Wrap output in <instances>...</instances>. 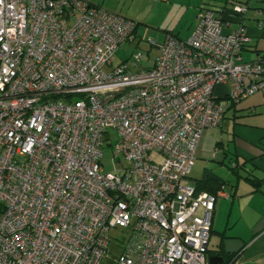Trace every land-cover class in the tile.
<instances>
[{
    "label": "built area",
    "instance_id": "2783aa9c",
    "mask_svg": "<svg viewBox=\"0 0 264 264\" xmlns=\"http://www.w3.org/2000/svg\"><path fill=\"white\" fill-rule=\"evenodd\" d=\"M224 19L202 9L189 39L167 37L133 70L141 53L115 62L132 19L86 0H0V264H102L112 242L113 264H212L228 193L189 177L204 131L223 124L217 86L235 103L264 88L243 22ZM105 146L118 173L103 170Z\"/></svg>",
    "mask_w": 264,
    "mask_h": 264
},
{
    "label": "crops",
    "instance_id": "0c3cea01",
    "mask_svg": "<svg viewBox=\"0 0 264 264\" xmlns=\"http://www.w3.org/2000/svg\"><path fill=\"white\" fill-rule=\"evenodd\" d=\"M86 1L133 21L145 13L147 7L151 10L149 14L158 11L165 18L164 24H179L176 28H163L167 37L173 35L183 40L191 36L202 9L224 11L226 29H236L243 22L251 38L242 50L243 61L264 59V0ZM235 4L248 7L243 21L232 12ZM216 91L221 97L225 96L223 86H217ZM223 100L227 104L223 124L206 130H210V136H203L196 163L204 157L221 165L230 160L229 163H236L237 169H232L235 164L227 165L229 173L223 176L205 164L201 176L192 178L196 181L210 172L224 183L222 187L228 193L218 200L214 210L208 255L221 256L234 264H264V88L234 105L229 99ZM254 179L261 181V187L253 185Z\"/></svg>",
    "mask_w": 264,
    "mask_h": 264
},
{
    "label": "rangeland",
    "instance_id": "374dc122",
    "mask_svg": "<svg viewBox=\"0 0 264 264\" xmlns=\"http://www.w3.org/2000/svg\"><path fill=\"white\" fill-rule=\"evenodd\" d=\"M149 12H151V10L147 7L145 13L138 16L137 18L133 17L135 21L139 23L138 29L132 39L122 44L116 52V63L122 61L123 59L125 60L128 57L131 58L135 54L141 53L142 57L140 66L133 68V70L149 68L153 66L157 57L159 56L160 45L165 42L168 35L163 28L166 26L170 28H176L179 26V24L176 23L164 24L163 20H165V18L164 16H161L158 11H154L151 14H149ZM153 42H155V44ZM206 130L203 133L205 138L206 135L210 133V130ZM212 145H215V141H213ZM204 158L205 159H199L196 165L193 167L190 174L191 180L192 178H198L201 176L204 168L206 167L205 164L214 167L216 171L223 176L229 173V168L227 165L233 164V162L229 163L230 160H227L226 165H221L219 162L209 159L208 157ZM101 163L105 173H118L117 169L122 167V164L119 162L113 146L104 147ZM122 230L123 229L119 227L113 229L112 236L114 238H121L123 236ZM118 251L119 250L117 249L116 244L112 242L109 247L108 255L104 258L102 264H113V257L118 253Z\"/></svg>",
    "mask_w": 264,
    "mask_h": 264
},
{
    "label": "trees",
    "instance_id": "16d2710c",
    "mask_svg": "<svg viewBox=\"0 0 264 264\" xmlns=\"http://www.w3.org/2000/svg\"><path fill=\"white\" fill-rule=\"evenodd\" d=\"M137 27H138V24H137ZM137 27L135 29V33L137 31ZM223 99H229V96L228 95H225L224 97H222ZM231 101V100H230ZM231 103L234 105L236 104L235 102H232ZM233 164H235L234 166H232V169L235 171L237 169V165L236 163L234 162ZM191 178V177H189ZM198 191H207V192H210V193H217L221 188H222V185H224V183L222 181H220L218 179V177H216L214 174L210 173V172H205V174L203 175L202 178L200 179H197L196 181H194L193 179L191 180ZM252 183L253 185L256 187V188H259L261 187L262 183L260 180H252ZM1 207V206H0ZM226 261H224L223 263H225Z\"/></svg>",
    "mask_w": 264,
    "mask_h": 264
},
{
    "label": "water",
    "instance_id": "95a60500",
    "mask_svg": "<svg viewBox=\"0 0 264 264\" xmlns=\"http://www.w3.org/2000/svg\"><path fill=\"white\" fill-rule=\"evenodd\" d=\"M209 261L212 264H219V263H223L224 259L221 256H210Z\"/></svg>",
    "mask_w": 264,
    "mask_h": 264
}]
</instances>
